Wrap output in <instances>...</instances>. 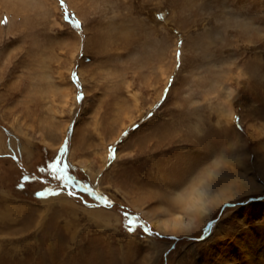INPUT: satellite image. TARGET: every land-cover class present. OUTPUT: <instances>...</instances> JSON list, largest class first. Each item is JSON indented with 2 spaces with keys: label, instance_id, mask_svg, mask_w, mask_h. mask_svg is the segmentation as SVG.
Returning <instances> with one entry per match:
<instances>
[{
  "label": "rangeland",
  "instance_id": "1",
  "mask_svg": "<svg viewBox=\"0 0 264 264\" xmlns=\"http://www.w3.org/2000/svg\"><path fill=\"white\" fill-rule=\"evenodd\" d=\"M0 264H264V0H0Z\"/></svg>",
  "mask_w": 264,
  "mask_h": 264
},
{
  "label": "snow or ice",
  "instance_id": "2",
  "mask_svg": "<svg viewBox=\"0 0 264 264\" xmlns=\"http://www.w3.org/2000/svg\"><path fill=\"white\" fill-rule=\"evenodd\" d=\"M61 4L63 6V0H61ZM65 20L69 21L67 11H65ZM69 22L72 23L73 27L75 28L80 27L79 22L76 21H69ZM73 83H78V77L76 76L75 73H73ZM82 97L83 94L80 93L77 96V101L79 102L80 100H82ZM67 144L68 141L66 140L64 142V147L61 149L59 156H57L54 160L49 162L46 167H41L39 169L40 173L42 175L47 174L52 179L59 181L60 189L67 191V195H69L70 197L79 198L77 196V191L86 192L88 193L89 196L93 197L97 205L104 207H111L112 204L107 197L97 195L88 187L87 184L77 183L74 177L72 175H69V168L71 167V165L64 162L63 160V157L67 154ZM115 151H116L115 149H110V156H109L110 160L114 159ZM25 179L27 180L28 178L26 177ZM32 179H37V178L33 177ZM20 187H23V184H21ZM55 195H59V192L55 190L53 191L45 190L37 193L38 198H48L49 196H55ZM86 206L91 207L92 205L86 204ZM145 229L147 228L145 227L144 231ZM129 230L131 231V228H129Z\"/></svg>",
  "mask_w": 264,
  "mask_h": 264
},
{
  "label": "bare ground",
  "instance_id": "3",
  "mask_svg": "<svg viewBox=\"0 0 264 264\" xmlns=\"http://www.w3.org/2000/svg\"><path fill=\"white\" fill-rule=\"evenodd\" d=\"M257 96V95H256ZM227 131V130H226ZM225 131V132H226ZM224 132V133H225ZM229 132V131H228ZM231 132V131H230ZM225 138L224 139H227V137H229V133H226L225 135ZM205 149L208 151V152H213V150H214V147H205ZM207 151H205L204 150V152L202 151V150H200L199 149V151H197L196 153L199 155V157H202L203 155L202 154H206L207 153ZM197 154L195 155V158H198L197 157ZM135 158V157H134ZM153 167H155V166H153ZM154 173V172H153ZM151 174V173H150ZM148 176V175H147ZM157 176V175H156ZM151 177H153V176H151ZM140 179V178H139ZM148 180H150V181H152L153 180V178H150V179H148ZM138 186V185H137ZM207 186L209 187V188H211V186H212V184L210 185V184H207ZM214 187V186H213ZM149 192V191H148ZM151 192V191H150ZM144 193V192H143ZM224 194V193H223ZM191 195H193L192 193H191ZM227 197L226 196H221L220 198H219V200H221L222 202L226 199ZM217 199H218V197H217ZM190 200L192 201V202H186V204H187V206L189 207V209H190V218L187 220V221H185V224H187L188 226H190V225H192L193 223H195L196 222V220H195V215L196 214H198V212H199V207L200 206H204V207H207L209 204H212V205H215V204H217L218 203V201L216 200V202H212V199L211 198H203L202 197V199L200 200V202L201 203H195L194 201H193V199H192V197L190 198ZM215 200V198H213V201ZM198 208V209H197ZM167 226H169V225H167ZM167 228V227H166ZM165 230H168V229H165Z\"/></svg>",
  "mask_w": 264,
  "mask_h": 264
},
{
  "label": "trees",
  "instance_id": "4",
  "mask_svg": "<svg viewBox=\"0 0 264 264\" xmlns=\"http://www.w3.org/2000/svg\"><path fill=\"white\" fill-rule=\"evenodd\" d=\"M127 213H128V212L125 213V217H126L125 221H126L127 223H130V224H132V225H135V224H136V225H139L140 223L143 222L141 218H137L138 215L135 216L134 213H129V214L127 215Z\"/></svg>",
  "mask_w": 264,
  "mask_h": 264
}]
</instances>
